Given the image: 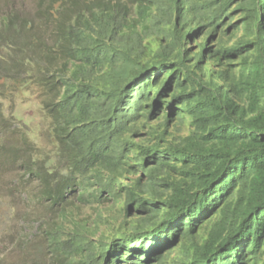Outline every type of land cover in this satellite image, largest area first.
<instances>
[{
    "label": "trees",
    "instance_id": "16d2710c",
    "mask_svg": "<svg viewBox=\"0 0 264 264\" xmlns=\"http://www.w3.org/2000/svg\"><path fill=\"white\" fill-rule=\"evenodd\" d=\"M58 1L48 40L41 26L24 41L0 33V147L25 149L23 209L0 200V231L23 222L13 250L45 247L51 264H264V0ZM32 90L43 154L13 116ZM108 201L137 215L98 239L73 213Z\"/></svg>",
    "mask_w": 264,
    "mask_h": 264
},
{
    "label": "rangeland",
    "instance_id": "374dc122",
    "mask_svg": "<svg viewBox=\"0 0 264 264\" xmlns=\"http://www.w3.org/2000/svg\"><path fill=\"white\" fill-rule=\"evenodd\" d=\"M56 2L59 1L0 0V33L7 36H16L19 41H24L30 36L32 30L38 31V27L41 26V31H44L41 37L44 41L48 40L47 32L50 35V32L56 26L55 22L57 19L54 14L59 17L62 11L61 8L57 7L60 4H56ZM28 25L32 26L31 31H28ZM35 95L36 92L33 90L19 95V99L17 98L15 101L13 116L20 124L27 126L30 140L38 149L42 150L41 154H43L50 149L47 136L49 120L42 114L39 101H37ZM24 152L25 149L13 145L0 147V200L6 199L10 201L1 202L4 206L1 208L3 213H6L5 206L9 203L15 206L14 209L19 212L23 209V201L15 193L17 173L13 169V162L16 157L23 156ZM122 202L108 201L93 208H82L74 212L73 217L75 221L83 222L88 225L90 230L96 231L95 238L100 239L102 236L103 238H109L118 231L126 230L136 218L135 210L132 209L130 213L123 211L121 208ZM45 218L49 219V216ZM11 219H13V230L9 233L0 231V264H51V258L45 247H33L29 244L28 248L30 250L21 252L13 250V243L16 241L15 232L22 228L21 224L23 222L13 216H11ZM30 219L34 221V227L37 228L39 221L35 217ZM9 223L11 224V221ZM33 231L34 229L32 228ZM13 235L14 240L11 243ZM38 243L39 240L37 241ZM175 255L176 253L169 255L166 264H172Z\"/></svg>",
    "mask_w": 264,
    "mask_h": 264
}]
</instances>
